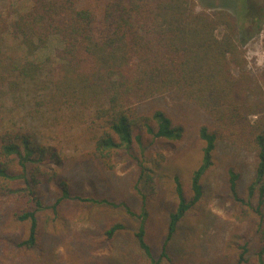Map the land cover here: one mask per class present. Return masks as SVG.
<instances>
[{
  "label": "trees",
  "instance_id": "trees-1",
  "mask_svg": "<svg viewBox=\"0 0 264 264\" xmlns=\"http://www.w3.org/2000/svg\"><path fill=\"white\" fill-rule=\"evenodd\" d=\"M18 1L0 12L3 51L18 52L9 55V76L0 73V88L14 102V109L0 115V206L7 205L24 226L20 248L38 246L49 217L66 200L118 206L72 194L71 172L61 168L94 161L107 172L131 168L141 211L128 212L139 219L135 237L147 258L139 264H163L181 224L202 204L215 151L227 141L254 155L256 164L243 204L254 213V239L239 244L236 261L226 264H250L252 244V262L264 264V59L248 60L239 19L225 9L200 10L197 0ZM259 3L263 24L264 2ZM52 39L60 43L55 56L38 58ZM167 96L208 123L198 130L202 160L189 192L180 174H173L176 200L156 251L148 241L151 211L166 194L168 152L185 137ZM228 175L236 193L240 174L230 169ZM51 187L58 197L50 206ZM124 229L110 222L103 240L114 241ZM237 237L226 241L227 254Z\"/></svg>",
  "mask_w": 264,
  "mask_h": 264
},
{
  "label": "rangeland",
  "instance_id": "rangeland-1",
  "mask_svg": "<svg viewBox=\"0 0 264 264\" xmlns=\"http://www.w3.org/2000/svg\"><path fill=\"white\" fill-rule=\"evenodd\" d=\"M247 1L248 6L245 9L243 4L246 5ZM259 1L264 2L197 0L200 10L212 12L225 9L239 19V39L251 63H262L264 59L261 51L264 23H260L262 16L256 7V2L260 4ZM18 2L0 0V12H4L9 5H17ZM222 32L223 30L219 34ZM4 45L6 43L0 40L2 51ZM59 47L60 43L52 39L37 57H53ZM17 53L10 48L0 57L1 74L9 76V62L12 58L9 55L17 57ZM165 99L175 121L184 125L185 137L182 143L175 145L168 152L166 166H169V183L162 188V192L166 194L159 202L161 207H154L151 211L148 241L156 251H159L160 240L165 236L168 211L176 200L172 184L173 174H180L186 192H189L192 172L202 160L203 144L198 137V130L201 125L208 123L207 118L193 108L168 96ZM156 103L157 101L150 102L145 108H151ZM10 108L14 109V102L10 95L5 96L0 88V115L5 117ZM95 163L89 161L80 166L73 164L67 169L62 167L61 171L67 174V171L71 172L69 175L73 195L105 198L118 206L66 200L59 207L57 216L51 214L49 217L48 224L39 236L38 246L26 251L19 246L26 236L24 226L11 216L7 205H1L0 264H139L143 258L147 259L135 237L139 219L128 212V209L136 214L141 211V203L130 185L131 168L120 166L116 171L107 172ZM255 164L254 155L243 152L238 146L227 141L219 143L214 154V166L204 179V200L181 224L171 242L170 260H164L163 264H226L236 261L239 244L248 239L253 240L255 234L252 220L254 213L249 207L243 206L244 202L248 201V188L255 177ZM230 169L240 174L236 193L229 187ZM48 189L50 192L47 204L51 206L57 199L58 192L54 187ZM114 220L122 223L125 229L114 241L103 240L104 229ZM234 235L239 237L230 249L232 254H227L226 241ZM44 250H47V253ZM254 250L256 249L252 244V261ZM46 255L50 258H43ZM252 261L250 264H254Z\"/></svg>",
  "mask_w": 264,
  "mask_h": 264
}]
</instances>
